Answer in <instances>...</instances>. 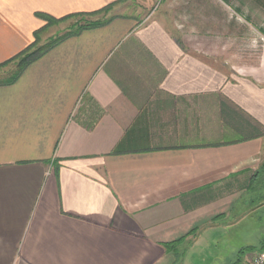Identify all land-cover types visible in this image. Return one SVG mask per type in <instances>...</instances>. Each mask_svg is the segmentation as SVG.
Here are the masks:
<instances>
[{"label":"crops","instance_id":"1","mask_svg":"<svg viewBox=\"0 0 264 264\" xmlns=\"http://www.w3.org/2000/svg\"><path fill=\"white\" fill-rule=\"evenodd\" d=\"M106 6L0 85V264H245L264 248V46L233 61L229 4L0 0V64L37 13Z\"/></svg>","mask_w":264,"mask_h":264},{"label":"rangeland","instance_id":"2","mask_svg":"<svg viewBox=\"0 0 264 264\" xmlns=\"http://www.w3.org/2000/svg\"><path fill=\"white\" fill-rule=\"evenodd\" d=\"M188 1V0H187ZM189 1H201V0H189ZM216 2H223L229 4L231 8L228 12L232 16V26L230 28L233 35L232 41L226 42V46L231 43V49L233 54V61H252L255 59L259 49L264 46V0H215ZM220 8H216V14L221 13ZM222 14V13H221ZM68 18L59 21L52 22L47 25V21L44 20L45 28L39 33L38 43L35 47L41 44H45L50 39L62 35L67 32L68 29L76 27V24L84 20L95 19L96 16H80L71 14ZM68 16V15H67ZM64 17V16H63ZM62 18V17H60ZM59 19V18H58ZM43 28V26L41 27ZM40 28V29H41ZM38 29V30H40ZM190 29V28H189ZM224 44L223 41H217L215 49L221 50L220 44ZM206 48H208V42H201ZM223 48V45H222ZM240 49L242 52H240ZM19 58L14 61H10L4 67L0 68V78L6 77L12 73L15 68V64ZM260 250V249H259ZM257 251V250H255ZM249 252V251H247ZM245 264H249L248 260H245Z\"/></svg>","mask_w":264,"mask_h":264},{"label":"trees","instance_id":"3","mask_svg":"<svg viewBox=\"0 0 264 264\" xmlns=\"http://www.w3.org/2000/svg\"><path fill=\"white\" fill-rule=\"evenodd\" d=\"M109 9H110V6H106L102 9L94 11V12L76 14V15H80L82 17L94 16V15H98V16H96V18L92 19V20L82 19V22L77 23L76 27L74 26V28L68 29L66 33L59 35V36H56V37L50 39L49 41H47L45 44L39 45L38 47H35V45H37V43H38L39 33L42 30H44L45 26H43V28H41L40 30L35 31L34 32V40L29 46H27L25 49H23L20 53H18L13 58L9 59L7 62L0 64V68H2L6 64H8L10 61H14L16 58L17 59L19 58V60L15 64L14 70H12V73H10V75H8L6 77L0 78V85L1 84H10V83L14 82L28 64H30L35 59L39 58L47 50H49L51 47H53L54 45H56L57 43H59L60 41L65 39L66 37L71 36V35H75L84 29L96 27V26L102 24L104 22V20H103L104 16L109 11ZM37 16H39L43 20L47 21V25H48L52 22L62 21L64 19L68 18L69 16H73V15L64 16V17L59 18V19L52 17L50 15H47V14H43V13H37ZM174 243L175 242L166 245V248L172 247V245H174ZM232 264H238V263L234 262Z\"/></svg>","mask_w":264,"mask_h":264},{"label":"built area","instance_id":"4","mask_svg":"<svg viewBox=\"0 0 264 264\" xmlns=\"http://www.w3.org/2000/svg\"><path fill=\"white\" fill-rule=\"evenodd\" d=\"M245 259L248 260L249 264H264V248L247 252Z\"/></svg>","mask_w":264,"mask_h":264}]
</instances>
